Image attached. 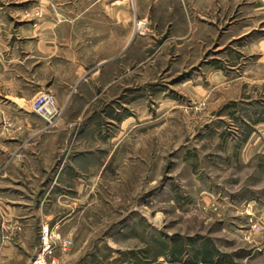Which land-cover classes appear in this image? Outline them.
Listing matches in <instances>:
<instances>
[{
  "label": "rangeland",
  "instance_id": "obj_1",
  "mask_svg": "<svg viewBox=\"0 0 264 264\" xmlns=\"http://www.w3.org/2000/svg\"><path fill=\"white\" fill-rule=\"evenodd\" d=\"M15 1L0 0V15H14ZM177 44L161 55L159 43L138 41L123 55L138 88L119 114L103 103L111 90L91 105L57 101L53 117L31 103L18 123L4 122L0 264H31L45 225L73 241L63 264H264V41L202 58L217 60L224 81L186 72L201 59L189 56L197 43ZM26 217L32 231L12 249L9 225Z\"/></svg>",
  "mask_w": 264,
  "mask_h": 264
},
{
  "label": "crops",
  "instance_id": "obj_2",
  "mask_svg": "<svg viewBox=\"0 0 264 264\" xmlns=\"http://www.w3.org/2000/svg\"><path fill=\"white\" fill-rule=\"evenodd\" d=\"M13 5L14 15H6V8L0 15V137L10 133L4 122L25 118V106L43 91L55 94L59 104L75 103L78 97L77 103L91 105L118 90L113 101L103 103L115 107L116 114L121 106L131 107L138 88L131 73L137 67L123 69L120 61L137 50L138 41L159 43L161 55H171L168 42L176 40L178 47L196 42L189 56L201 59L186 72L205 69L223 81L227 72L214 65L217 60L203 65L202 58L227 56L235 41L254 36L264 41V0H16ZM138 20L149 24L145 36L135 31ZM126 78L129 83L123 86ZM83 86L96 90L92 100L78 91ZM19 222L7 232L15 250L23 243L18 235L32 231L30 218Z\"/></svg>",
  "mask_w": 264,
  "mask_h": 264
},
{
  "label": "built area",
  "instance_id": "obj_3",
  "mask_svg": "<svg viewBox=\"0 0 264 264\" xmlns=\"http://www.w3.org/2000/svg\"><path fill=\"white\" fill-rule=\"evenodd\" d=\"M141 22L139 26L146 25ZM34 112L53 117L57 113V98L51 92H41L32 103ZM73 241L64 237L57 227L45 225L40 230V244L31 264H63V256L71 251Z\"/></svg>",
  "mask_w": 264,
  "mask_h": 264
}]
</instances>
